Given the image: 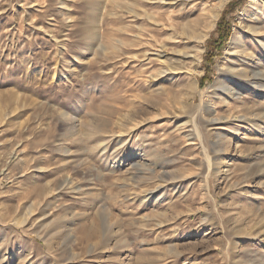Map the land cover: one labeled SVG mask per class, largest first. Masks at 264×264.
<instances>
[{
  "label": "rangeland",
  "instance_id": "rangeland-1",
  "mask_svg": "<svg viewBox=\"0 0 264 264\" xmlns=\"http://www.w3.org/2000/svg\"><path fill=\"white\" fill-rule=\"evenodd\" d=\"M152 1L0 0V264H264V94L219 91L235 118L215 128L165 117L188 77L153 76L158 58L190 47L146 46ZM253 10L201 91L229 83Z\"/></svg>",
  "mask_w": 264,
  "mask_h": 264
},
{
  "label": "bare ground",
  "instance_id": "bare-ground-1",
  "mask_svg": "<svg viewBox=\"0 0 264 264\" xmlns=\"http://www.w3.org/2000/svg\"><path fill=\"white\" fill-rule=\"evenodd\" d=\"M207 1L208 0H153L152 4H154V7L158 11L156 10V14H148V12H145L147 14L146 17L150 22L148 33L151 37V40L147 41L146 46H152V42H154L155 44H158L159 47L165 48V43L167 42L177 44L182 43V41L185 40L184 43L188 44L190 47V51L187 53L183 52L181 49H179V47L173 48L172 51L177 55L173 54L175 60H172L171 63H169L171 58L165 60L160 59V57L158 58L159 63L163 66L166 65V68L157 71L153 76L160 77L167 75L172 80H174L175 76H177L179 73H185L188 77V79L184 78V80H179L181 86L185 85V88H183L184 92L182 93L184 96L183 101L182 99L181 101L180 99L173 100L172 103L174 104H171L173 105L172 108L166 111L164 116L168 118H173V116L178 118L184 113L191 114L193 111H195V108L203 109L205 116L202 115V120L206 129L215 128L216 126L225 122H230L233 118H235L232 115H214L213 104L215 103L214 101L217 98L219 91L228 93L229 96H240L242 91L244 93V89H247L249 92L253 91L255 93L260 92L259 94H264V0H249V8L251 7L254 9L252 15L248 17L250 24L245 25L242 23L237 27L233 36L230 44L231 47L228 52L230 53L234 48H240V50L234 51V55H238L240 61L237 62L238 64L236 63L228 66L227 81H229V83L222 82L221 84V82L217 80V87L213 86L207 92L200 90L199 83L194 77L193 68H197L199 66L198 64L201 62L202 58L201 53L204 50L202 45L209 38L212 30L217 24L219 17L221 16L225 4L228 2V0H224L222 3L217 4L216 7L210 8V6L207 4ZM196 11H198L197 18L187 21V23L184 22L181 24H179L177 21V18L183 19L190 12ZM247 12L248 10H246L243 15H245ZM179 29L182 30V33H179L181 35L178 36L176 32ZM156 31H159V33H166L168 38L162 40L158 39V37L156 38V36L152 34ZM182 35H184V37H181ZM247 36L253 41V43H251V51L245 47L248 39ZM142 37L143 34L139 38L143 39ZM179 38H181L180 41ZM257 52L258 55H256ZM161 55L163 54L158 53V56ZM164 55L168 56V51L165 52ZM145 56H148V52L145 53ZM188 59L190 60L189 63L187 62L189 67H187L188 64L185 63ZM174 64L181 66L175 67L173 66ZM181 70L184 72H176ZM211 89L216 90L210 94L209 92ZM237 89L239 91H237ZM197 96H199L201 100L199 105L197 104ZM243 110H241L242 113ZM239 118L241 120H246L244 115H240ZM130 123H132V121ZM188 124L189 122L182 123L184 126ZM132 126L129 129L133 130ZM182 127L183 126H181V124L177 125L178 129ZM222 141H219L218 145H222ZM152 192L153 193L150 194L154 195V191Z\"/></svg>",
  "mask_w": 264,
  "mask_h": 264
},
{
  "label": "trees",
  "instance_id": "trees-1",
  "mask_svg": "<svg viewBox=\"0 0 264 264\" xmlns=\"http://www.w3.org/2000/svg\"><path fill=\"white\" fill-rule=\"evenodd\" d=\"M246 2L247 0H233L230 2L218 20L215 30L206 41V51L204 54L206 75L200 78L201 88H204L206 82H212L213 79L210 76H212L214 65L222 57L223 51L233 32L235 16L242 10Z\"/></svg>",
  "mask_w": 264,
  "mask_h": 264
}]
</instances>
